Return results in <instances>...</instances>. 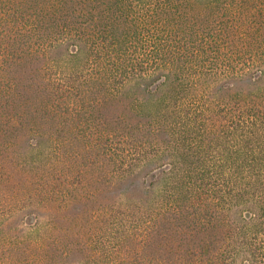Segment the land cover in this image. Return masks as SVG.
I'll return each instance as SVG.
<instances>
[{
  "label": "trees",
  "instance_id": "1",
  "mask_svg": "<svg viewBox=\"0 0 264 264\" xmlns=\"http://www.w3.org/2000/svg\"><path fill=\"white\" fill-rule=\"evenodd\" d=\"M68 262L264 264V0H0V264Z\"/></svg>",
  "mask_w": 264,
  "mask_h": 264
},
{
  "label": "rangeland",
  "instance_id": "2",
  "mask_svg": "<svg viewBox=\"0 0 264 264\" xmlns=\"http://www.w3.org/2000/svg\"><path fill=\"white\" fill-rule=\"evenodd\" d=\"M156 240H161V237H156L155 238ZM166 240L165 241H163V242H159V243H157V246H156V248H157V250H161V251H163L164 252V256H163V258H166V260H167V258H169L168 260H167V263H170V262H172L171 261V257H176L177 258V254H175L174 253V251L171 253V251L170 250H168V249H166L165 251H164V249H163V246H165V244H166ZM185 243L187 242V241H184ZM159 245H162V247H160ZM165 248V247H164ZM155 249H153L152 250V252L154 251ZM90 254V253H89ZM199 257V256H198ZM67 259H68V257H64V259H63V261L65 262V261H67ZM16 264V263H15ZM19 264H32V263H19ZM67 264H70L69 262L67 263ZM194 264H199V263H195L194 262Z\"/></svg>",
  "mask_w": 264,
  "mask_h": 264
}]
</instances>
